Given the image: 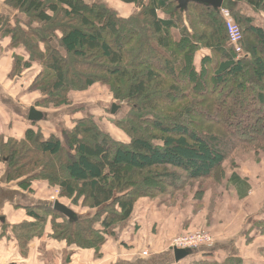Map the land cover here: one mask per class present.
Returning a JSON list of instances; mask_svg holds the SVG:
<instances>
[{
    "label": "trees",
    "instance_id": "16d2710c",
    "mask_svg": "<svg viewBox=\"0 0 264 264\" xmlns=\"http://www.w3.org/2000/svg\"><path fill=\"white\" fill-rule=\"evenodd\" d=\"M117 1L134 11L124 16L105 0L5 1L25 18L0 15L9 48L23 47L28 55L26 61L14 56L12 74L32 64L40 68L29 87L41 96L37 108L66 106L69 93L95 84L129 106V114L114 123L127 140L100 130L92 116L75 119L62 139L42 132L37 122L19 140L0 136L7 182L27 193L34 182H45L60 198L93 212H74L69 220L52 204L37 205L27 211L33 219L29 238H41L49 225L48 238L98 251L126 224L138 200L177 204L196 185L201 197L206 179L222 180L229 151L252 145L253 157L264 151V27L236 6L264 15V0H231L230 13L242 31L240 55L228 44L218 9L196 2L180 8L176 0ZM227 101L239 106L223 122L235 130L227 133L229 141L213 122ZM193 113L210 123L209 132L193 128ZM235 136L240 138L232 142ZM228 182L238 190L243 185L235 173ZM254 224L264 236V219ZM196 250L184 264H255L232 254L216 260L213 248L199 255Z\"/></svg>",
    "mask_w": 264,
    "mask_h": 264
},
{
    "label": "crops",
    "instance_id": "0c3cea01",
    "mask_svg": "<svg viewBox=\"0 0 264 264\" xmlns=\"http://www.w3.org/2000/svg\"><path fill=\"white\" fill-rule=\"evenodd\" d=\"M5 1L0 0V15L25 19L6 6ZM110 3L112 8L124 16L131 14L135 9L133 5L122 4L117 0H111ZM236 6L242 14L253 19L255 25L261 27L255 17L258 14H254L241 3ZM258 16L264 20V15ZM9 44L10 38L0 32V136L4 141L8 138L19 140L27 129L34 127L28 120L31 108L42 112L36 107L38 92L29 90L35 77L32 69L24 70L20 75L12 74L14 56L26 61L27 52L23 47L9 48ZM199 58L196 61H199ZM61 113H67L63 114L62 118L69 115L71 119L77 118L66 109ZM49 122L48 119L40 121L36 126L44 133L57 134L55 127L53 129L52 125H46ZM71 124L73 123L66 125V129L73 127ZM251 168L258 174L256 181L258 179L262 186L264 180L258 178V168ZM235 174L243 184L241 189L238 190L237 185L224 187L220 191L221 200H218L214 209L216 211L219 204L225 202V197L229 198L222 223L221 215L217 216V212L208 214L209 200L204 203L195 202L190 194L187 201H178L175 206L142 198L135 204L126 224L114 230V235L107 237L105 243L96 251L69 248L65 243L48 238L49 225L41 238H29L28 234L26 235L27 227L33 219L27 216V211L40 205L36 191L38 190L37 194H46L48 186L45 182H36L32 185V193L24 192L16 182H7L6 166L0 163V264H184L190 257L175 262L170 248L171 241L177 236L200 229L212 235L213 243L211 246L205 245L202 249L204 246L196 248V255L206 252L207 248H213L211 252L216 260H222L232 254L247 262L264 264V236L257 232L254 224L264 219V195L261 204L259 199H256L263 189L258 187L249 190V182L239 173ZM248 201L250 206L246 204ZM193 202L196 205L201 204L200 211H191L190 207L195 205ZM185 203L186 207L189 205L187 211L184 209ZM233 210L236 214H233ZM216 216L217 221L214 220Z\"/></svg>",
    "mask_w": 264,
    "mask_h": 264
},
{
    "label": "rangeland",
    "instance_id": "374dc122",
    "mask_svg": "<svg viewBox=\"0 0 264 264\" xmlns=\"http://www.w3.org/2000/svg\"><path fill=\"white\" fill-rule=\"evenodd\" d=\"M110 1L111 0L108 1V4H111ZM245 6L248 7L247 5H245ZM253 13L258 14L257 12H254V11H253ZM258 15H255L256 20H257V24L263 28L264 27V20H262ZM233 17H235V16H232V18ZM233 22L239 27V29L241 31L240 26L238 25V23L236 22V20L234 18H233ZM223 23H224L225 29H226V24H225V22H223ZM226 33H227V31H226ZM31 69H32V73H34L35 76L37 75V72L40 70L39 66H37L35 64H32ZM226 87L229 88L228 85ZM224 95L225 94H223L221 96V98H223ZM208 96L209 95H207V97ZM37 99L38 100L41 99V96L39 94H38ZM66 100H67L68 104L66 106H62L60 108L50 107L47 110V109H42V108L38 107V109H40L42 111V113L44 114L45 118H48V120L52 123V124H50V122H49L46 125H49V126L52 125L53 129L55 127V130L57 131L56 135L58 137H60V139H62L61 138V134H62L61 131H63V129H66V127H65L66 125H70V123H74L75 119L82 118L85 116H92L94 119V122L97 124L98 128L100 130H102L103 132L108 133L111 137L116 138L117 140H125V139L127 140L128 139V135L126 134V132H124L123 130H121L117 126L115 127L114 123L116 124V122L118 120L124 119L129 114L128 113L129 112V106L127 105V103L125 101L115 99L114 92L112 94V92L110 90H108L105 86H101L100 84H95L93 87H91L90 89H87L83 92L82 91H76V92L69 93L66 96ZM112 105H115L117 107V110H116L115 114H113V115L110 113ZM65 107H67V108H65ZM196 108L203 110L201 108V106L196 107ZM238 108H239V106L234 108V106H232V104H230V101H227V107H223L222 105H219L218 112H221L220 116L213 114L215 117L213 122L216 124V126L220 127L219 125H221L224 129V130H222L221 127L218 129L215 128L216 129L215 131L217 132L218 136L221 137L222 140H225V141L230 140V136H228V134H227L229 131L235 135L234 128H229V131H227L228 128L227 129L225 128V126H224L225 124H223V122L226 121V119L228 118L227 114L230 112V109H232V111L234 112ZM65 109L68 110L69 113H73V115H75L77 118L71 119L70 115H69V117L62 118L64 116L63 114H67V113H61L62 110H65ZM191 115L192 116H189L188 118L193 121V123H194L193 128L199 129L197 132L208 131L207 124H210L209 122L208 123H206V121L204 122L203 119H201V117H199L198 113H193ZM71 125H73V124H71ZM145 132H147V131H145ZM239 138L240 137H238V136L233 137L232 142L237 141V139H239ZM252 147H253V145L251 147H245V148L244 147L242 148V146H237L233 151H229L227 153L228 155L226 158V162L223 165V170H221V171H223V175H224L222 180H219V179L215 180L216 178H214V177L210 178L209 177L208 179L205 180L203 187H205L206 190L204 191V194L201 195V197L199 195L196 196L195 192H196V190L198 191V189L201 188L202 186L200 187V186L196 185L193 188H191V190H184L182 195H179L178 201H181V202H183V200L187 201L188 194H190L193 197V199H194L193 201H195V202L197 201L200 203H204V202L209 200L210 211L208 208V212H209L208 214L217 212V216H218V214L221 215L220 216V223H222L221 220L224 217L223 216L224 215V209H225L226 205H229V202H228L229 198L225 197L224 198L225 202L222 201V204H219L218 209L216 211H214L218 200H221V198H219L220 191H222L224 187H230L231 186V184L228 182V178H229L231 173H239L241 175V177H243L244 180L249 182V186H248L249 190H253V189L258 188V187L260 189H263L262 192H259L258 197L256 198V199H259V203L261 204V199L264 195V187H263L264 184L261 186L259 180L257 179V181H256V177H257L256 175H258V174H256V171L252 170L251 166L258 168V172H259L258 178L263 181L264 180L263 179V177H264V174H263L264 173V168H263L264 167V151H263V153H260L258 156L253 157V155L250 154ZM259 148L264 150V148H261V147H259ZM257 150H259V149H257ZM235 159H238V160H235ZM235 162H236V164H235ZM246 167H249L250 169H248ZM6 169H7V166H6ZM238 169H239V171H238ZM37 182H42V181H37ZM34 183H36V182H34ZM251 183H253L252 186H250ZM254 185H255V187H253ZM39 189H41V188H39ZM37 193H38V190L36 191L35 195H36V198L38 199L37 201H39L41 206L45 205V204H52L53 202L58 201L59 203H61L65 206L69 207L70 209H72V211L75 212L77 215L86 216L90 213L91 214L93 213L91 211L89 213L88 209L81 207V205H80L81 202H79L78 204L75 205V204H72L71 201L67 200L66 198H60L59 197V191L56 187H52V188L48 187V191L46 192V194H43V192H39V194H37ZM166 203L168 206H175L176 205V203H173V202H170V203L166 202ZM193 204H195V203L193 202ZM246 204H247V206L251 205L250 201L246 202ZM187 207H189L188 204H187ZM187 207H186V203H185L184 209H186V211H187ZM200 207H201V204H197V205L195 204L192 207H190V209L192 212H196V211L201 210ZM179 209L181 210L182 208H179ZM189 214L191 215V212ZM233 214H236V212H234V210H233ZM217 216L214 219L215 221H217ZM121 227L122 226H120L119 228H121ZM199 231H203L204 233L211 235L206 230L200 229ZM202 248H205V246L201 247V249Z\"/></svg>",
    "mask_w": 264,
    "mask_h": 264
},
{
    "label": "built area",
    "instance_id": "2783aa9c",
    "mask_svg": "<svg viewBox=\"0 0 264 264\" xmlns=\"http://www.w3.org/2000/svg\"><path fill=\"white\" fill-rule=\"evenodd\" d=\"M220 15L222 16L225 24L228 37L229 46L232 47L238 55L241 54V42H242V32L239 27L233 22L232 15L230 11L226 9L220 10ZM213 243L211 235L204 233L203 231H195L191 233H186L175 237L170 244V248L178 250H188L196 249L201 246H210Z\"/></svg>",
    "mask_w": 264,
    "mask_h": 264
},
{
    "label": "water",
    "instance_id": "95a60500",
    "mask_svg": "<svg viewBox=\"0 0 264 264\" xmlns=\"http://www.w3.org/2000/svg\"><path fill=\"white\" fill-rule=\"evenodd\" d=\"M176 1L178 2L180 8H185L189 2H196V3L208 5L214 9H218L219 11L221 9H226L230 11L229 8L235 5V3H233L231 0H176ZM116 110L117 107L115 105H112L110 111L111 114L112 115L115 114ZM44 118H45L44 114L36 110L35 108H31L29 110L28 120L30 122H40ZM52 209L59 212L69 220H73L75 217L74 212L72 210H70L63 204L59 203L58 201L52 203ZM172 252L174 255L175 262H179L185 259L186 257H188L189 255H191L192 249H188V250L173 249Z\"/></svg>",
    "mask_w": 264,
    "mask_h": 264
}]
</instances>
